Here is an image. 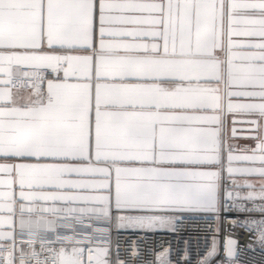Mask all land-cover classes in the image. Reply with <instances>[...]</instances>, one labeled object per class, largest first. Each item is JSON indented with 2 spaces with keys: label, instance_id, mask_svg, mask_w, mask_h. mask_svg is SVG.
Masks as SVG:
<instances>
[{
  "label": "snow or ice",
  "instance_id": "6c2138e0",
  "mask_svg": "<svg viewBox=\"0 0 264 264\" xmlns=\"http://www.w3.org/2000/svg\"><path fill=\"white\" fill-rule=\"evenodd\" d=\"M232 214L264 252V0H0V264Z\"/></svg>",
  "mask_w": 264,
  "mask_h": 264
},
{
  "label": "built area",
  "instance_id": "2783aa9c",
  "mask_svg": "<svg viewBox=\"0 0 264 264\" xmlns=\"http://www.w3.org/2000/svg\"><path fill=\"white\" fill-rule=\"evenodd\" d=\"M234 218L235 214H232L223 219L219 233L215 231V220L185 221L183 227L176 232L126 230L119 237L113 233L111 247L113 258L118 253L125 264H159L157 257L167 251V259L171 264H199L210 250L212 239L215 237L219 241L218 254L209 261V264H228L224 245L226 239L230 237L237 241L234 264H264V252L255 242V237L243 227L230 226Z\"/></svg>",
  "mask_w": 264,
  "mask_h": 264
}]
</instances>
